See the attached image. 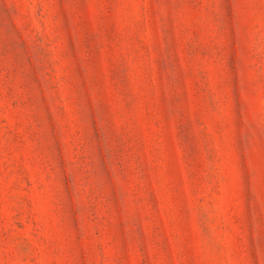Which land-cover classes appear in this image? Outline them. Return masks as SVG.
Wrapping results in <instances>:
<instances>
[{"label":"rangeland","instance_id":"1","mask_svg":"<svg viewBox=\"0 0 264 264\" xmlns=\"http://www.w3.org/2000/svg\"><path fill=\"white\" fill-rule=\"evenodd\" d=\"M0 264H264V0H0Z\"/></svg>","mask_w":264,"mask_h":264}]
</instances>
